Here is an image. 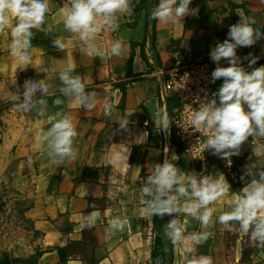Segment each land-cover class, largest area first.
<instances>
[{"label":"crops","instance_id":"0c3cea01","mask_svg":"<svg viewBox=\"0 0 264 264\" xmlns=\"http://www.w3.org/2000/svg\"><path fill=\"white\" fill-rule=\"evenodd\" d=\"M66 0H51L53 7L46 16L52 32L32 29V64L23 68L10 54L6 33L0 37V111L1 136L7 158L2 159L0 175L12 187L14 200L24 204L18 212L23 221L21 237L12 241L0 238V264H68L69 260L83 264H186L191 254L188 240L173 245L165 233V225L173 218L144 215V202L139 188L155 164H162L172 155L174 163L192 175L223 173L231 185L230 192L212 207L216 209L207 231L213 233L206 242L195 246L196 255L211 256L214 264H264V247L254 244L248 235L218 222L221 212L229 211L234 195L239 194L255 174L264 170V139L252 144L245 142L240 154L228 161L213 155L205 170H199L194 161L183 154L176 142L172 119L179 108V100L164 89L163 71L173 65V52L181 51L190 60L210 57L217 42H223L231 25L241 16L253 17L254 27L264 31V0H192L189 8L197 14L187 16L176 25L153 20L151 11L159 0H131V16H121L115 32L105 27L96 39L98 47L109 50L116 39H123L127 51L120 57L101 59L88 57L82 42L63 26L59 8ZM10 20L8 30L14 25ZM63 37L66 49L53 46L56 38ZM252 54L259 57L253 67L264 66V39L252 47L237 49L243 59ZM75 65V73L82 77L86 92L97 93V108L91 112L81 108L74 97L61 96L59 72ZM221 67L229 66L221 60ZM243 66L248 67L244 60ZM251 71V69H248ZM28 79H46L51 85L44 116L17 111L12 99L23 92ZM223 84L218 80L217 92ZM59 96L63 104L54 100ZM39 98V93H37ZM105 102H113L118 114H131L129 130L104 114ZM219 103V99H217ZM74 117L77 137L73 147L74 161L53 162L47 156L46 144L38 139L51 127L48 117L56 112ZM166 113L170 127H156V113ZM129 147L128 165L117 169L109 162L113 144ZM249 171L250 175L245 173ZM244 176L242 180L241 177ZM101 212L91 228L83 227L84 218L93 210ZM120 216L129 225L123 231L109 233L110 220ZM187 233L201 231L200 222L191 216H181ZM233 228L239 225L232 222ZM156 240L163 247L156 259L152 257ZM156 248V247H155Z\"/></svg>","mask_w":264,"mask_h":264},{"label":"clouds","instance_id":"9594fccd","mask_svg":"<svg viewBox=\"0 0 264 264\" xmlns=\"http://www.w3.org/2000/svg\"><path fill=\"white\" fill-rule=\"evenodd\" d=\"M192 0H159L158 6L151 11L153 20L162 24L176 25L187 16H194L198 9L189 8ZM53 5L51 0H0V37L7 33L10 37L8 48L10 54L24 69L32 64L31 49L32 29L52 32L47 24L46 16ZM63 14V26L66 31L78 37L85 47L88 57L111 59L120 57L127 51L128 45L121 39L111 43L110 49L105 50L97 46L96 39L101 31L107 27L115 32L119 29L121 16H131L133 8L131 0H66L59 8ZM15 18L14 25L8 30L10 20ZM253 17L241 16L237 24L229 27L227 38L217 42L210 51L211 59L216 63L211 73L212 81L223 79V84L211 100L197 98L194 103L198 109L186 105L191 112L190 127L197 131L209 133L202 147L213 155L228 161L240 154L242 145L252 138L251 143L264 139V66L253 67L259 57L249 54L241 59L237 49L252 47L259 40L264 39V31L254 27ZM53 46L60 51L66 49L63 37L56 38ZM226 60L227 67H221V60ZM244 60L248 67L243 66ZM248 69H251L249 71ZM75 73V65L64 67L59 72L62 87L61 96L74 97L75 102L83 109L91 112L97 108L98 100L95 91L86 92L82 77ZM187 75V74H186ZM51 85L46 79H28L24 82L23 92L16 93L12 99L13 108L17 111L32 112L44 116L47 110V97ZM39 93V98H37ZM218 96L219 103L215 97ZM63 100L57 96L54 104L59 106ZM104 114L114 117L119 129L129 130L131 114H118L113 102H105ZM52 121L51 127L38 138L46 144L47 156L55 162L59 160L74 161L77 151L73 147L78 133L74 124V117L69 113L56 112L48 117ZM156 127L168 130L170 121L166 113L158 111L155 120ZM114 152L109 154V162L117 169L129 166V147L123 143L113 144ZM178 157L172 155L162 164H155L151 173L143 180L139 192L144 202V215L152 217L165 215L171 218L165 225V233L173 245H179L191 240L192 246L186 248L190 258L186 264H214L211 256L196 255V247L206 242L213 233L207 229L215 223L213 220L216 209L212 207L220 198L230 192L231 185L223 173L216 175H188L176 166L174 161ZM250 175L249 171L245 173ZM250 183L234 195V203L229 211L221 212L218 222L248 235L258 247H264V170L255 174ZM244 179V176L241 177ZM101 212L93 210L84 218L83 227H93ZM181 216H191L200 222L201 231L187 233L185 222ZM232 222L239 225L233 228ZM129 225V220L115 216L110 220L109 233L123 231ZM68 264H83L82 261L69 260Z\"/></svg>","mask_w":264,"mask_h":264},{"label":"built area","instance_id":"2783aa9c","mask_svg":"<svg viewBox=\"0 0 264 264\" xmlns=\"http://www.w3.org/2000/svg\"><path fill=\"white\" fill-rule=\"evenodd\" d=\"M173 59V65L162 73L165 91L180 102L172 119L174 137L181 145L183 154L190 157L202 171L213 156L211 151L202 147L209 133L189 126L191 112L186 105H191L193 110L198 109L199 104L194 103L198 97L211 100L213 94L217 93L218 80L213 82L211 77L217 65L211 57L192 61L179 50L173 52Z\"/></svg>","mask_w":264,"mask_h":264},{"label":"rangeland","instance_id":"374dc122","mask_svg":"<svg viewBox=\"0 0 264 264\" xmlns=\"http://www.w3.org/2000/svg\"><path fill=\"white\" fill-rule=\"evenodd\" d=\"M4 106L0 105V111L4 110ZM2 122L0 120V129ZM3 139L0 131V165L2 159L7 158L4 152ZM5 176L0 175V238L5 241H12L22 236L23 221L18 211L24 208V204L14 200L15 191L12 187L5 184Z\"/></svg>","mask_w":264,"mask_h":264},{"label":"trees","instance_id":"16d2710c","mask_svg":"<svg viewBox=\"0 0 264 264\" xmlns=\"http://www.w3.org/2000/svg\"><path fill=\"white\" fill-rule=\"evenodd\" d=\"M157 246H159V255H162L163 253V247L162 245H160L159 241L156 240V244H155V247H154V251H153V254H152V257L153 259L155 260L157 255H156V249H157Z\"/></svg>","mask_w":264,"mask_h":264},{"label":"water","instance_id":"95a60500","mask_svg":"<svg viewBox=\"0 0 264 264\" xmlns=\"http://www.w3.org/2000/svg\"><path fill=\"white\" fill-rule=\"evenodd\" d=\"M216 99H218V96L217 97H215ZM3 264H11L10 262H7V263H3Z\"/></svg>","mask_w":264,"mask_h":264}]
</instances>
